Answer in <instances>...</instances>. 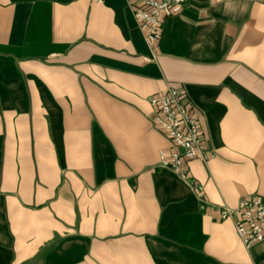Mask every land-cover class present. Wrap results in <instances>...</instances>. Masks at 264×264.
I'll list each match as a JSON object with an SVG mask.
<instances>
[{"label": "crops", "instance_id": "crops-1", "mask_svg": "<svg viewBox=\"0 0 264 264\" xmlns=\"http://www.w3.org/2000/svg\"><path fill=\"white\" fill-rule=\"evenodd\" d=\"M170 87L213 156L188 164L204 203L157 168ZM254 196L264 0L171 7L155 58L129 0H0V264H264L216 210Z\"/></svg>", "mask_w": 264, "mask_h": 264}, {"label": "built area", "instance_id": "built-area-1", "mask_svg": "<svg viewBox=\"0 0 264 264\" xmlns=\"http://www.w3.org/2000/svg\"><path fill=\"white\" fill-rule=\"evenodd\" d=\"M129 1L134 17L145 34L152 57L155 58L162 39L165 12L173 6H184L186 0ZM149 103L155 125L171 143L169 148L159 153L157 168L170 171L187 182L203 202L202 187L191 177L188 165L195 159L206 162L213 157L205 148L198 116L186 101L184 93L174 87L153 96ZM216 210L222 220L234 223L244 246L251 247L264 241V203L261 198L246 197L240 200L236 208L223 206Z\"/></svg>", "mask_w": 264, "mask_h": 264}]
</instances>
